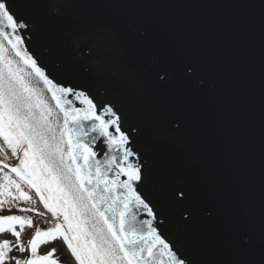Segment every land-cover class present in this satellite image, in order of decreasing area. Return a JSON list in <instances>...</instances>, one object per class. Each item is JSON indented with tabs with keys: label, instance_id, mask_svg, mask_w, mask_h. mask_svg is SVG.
I'll return each mask as SVG.
<instances>
[{
	"label": "water",
	"instance_id": "95a60500",
	"mask_svg": "<svg viewBox=\"0 0 264 264\" xmlns=\"http://www.w3.org/2000/svg\"><path fill=\"white\" fill-rule=\"evenodd\" d=\"M15 2L50 78L121 115L173 250L264 264V0Z\"/></svg>",
	"mask_w": 264,
	"mask_h": 264
},
{
	"label": "snow or ice",
	"instance_id": "6c2138e0",
	"mask_svg": "<svg viewBox=\"0 0 264 264\" xmlns=\"http://www.w3.org/2000/svg\"><path fill=\"white\" fill-rule=\"evenodd\" d=\"M26 7L0 0V235L14 238L0 239V264H59L55 248L39 253L58 239L77 264H188L138 191L148 177L121 115L50 78L25 46ZM101 138L108 151L97 159ZM25 228H35L26 244Z\"/></svg>",
	"mask_w": 264,
	"mask_h": 264
},
{
	"label": "rangeland",
	"instance_id": "374dc122",
	"mask_svg": "<svg viewBox=\"0 0 264 264\" xmlns=\"http://www.w3.org/2000/svg\"><path fill=\"white\" fill-rule=\"evenodd\" d=\"M37 208H38V206H37ZM29 215H31V214L29 213ZM42 219L43 218H41V217L34 216V224L38 223L41 228H45L48 225L41 223L40 221ZM34 231H35V228H25V230L23 231L22 236H21V239L25 244L27 243V241H29L33 237ZM4 236H5V239H10V240L14 239L10 234H5ZM53 248H55L57 250L55 256L59 259V264H76L71 253L67 250V248L64 245V242L61 239H58L55 242H52V243H49L47 245L42 246L39 249V253L40 254H46ZM11 255H17V256H21V258H23V257H26L28 255V253L25 252L23 254H20V253L14 251Z\"/></svg>",
	"mask_w": 264,
	"mask_h": 264
},
{
	"label": "bare ground",
	"instance_id": "6f19581e",
	"mask_svg": "<svg viewBox=\"0 0 264 264\" xmlns=\"http://www.w3.org/2000/svg\"><path fill=\"white\" fill-rule=\"evenodd\" d=\"M32 194H33V196H35L34 192ZM37 205L39 206V208L42 212H46V210L43 208V204L41 202H39L38 198H37ZM46 218L51 219L50 214H47Z\"/></svg>",
	"mask_w": 264,
	"mask_h": 264
},
{
	"label": "flooded vegetation",
	"instance_id": "af4514ba",
	"mask_svg": "<svg viewBox=\"0 0 264 264\" xmlns=\"http://www.w3.org/2000/svg\"><path fill=\"white\" fill-rule=\"evenodd\" d=\"M13 212H15V210H13ZM5 214H7V213H5ZM31 215H33L32 213H30ZM37 217V216H36ZM5 234H3V235H0V239H5V236H4Z\"/></svg>",
	"mask_w": 264,
	"mask_h": 264
}]
</instances>
